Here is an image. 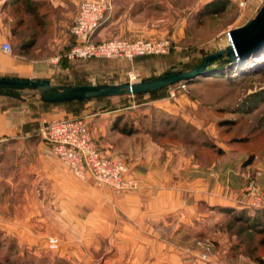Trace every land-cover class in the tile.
<instances>
[{"label":"rangeland","instance_id":"rangeland-1","mask_svg":"<svg viewBox=\"0 0 264 264\" xmlns=\"http://www.w3.org/2000/svg\"><path fill=\"white\" fill-rule=\"evenodd\" d=\"M153 1L134 12H113L103 37L169 38V52L133 60L73 61L74 84H119L191 70L223 48L229 30L254 17L264 0L246 7L227 0L216 13L202 11L211 0ZM224 58L185 81L184 88L179 81L140 94L53 104L68 105L67 117L87 116L96 147L128 166L125 177L137 182L134 188L99 184L91 174L72 172L43 131L47 122L59 118L38 120L27 137L0 141V264H260L264 47L222 66ZM36 90L22 92L38 97ZM37 105L40 116L52 107ZM103 116L109 122L105 127ZM210 168H237L240 184L233 186L234 172L212 176ZM216 179L222 188L210 190ZM101 190L113 197L149 192L166 199V221L159 222L166 235L150 239L154 254L151 243L147 252L136 254L127 246L128 238L111 245V239L88 236L97 230L75 228L77 209L86 216L95 207L88 198H98ZM213 191L223 203H213ZM51 239L57 247H51ZM146 239L140 237V245ZM112 248L116 252L107 251Z\"/></svg>","mask_w":264,"mask_h":264},{"label":"crops","instance_id":"crops-1","mask_svg":"<svg viewBox=\"0 0 264 264\" xmlns=\"http://www.w3.org/2000/svg\"><path fill=\"white\" fill-rule=\"evenodd\" d=\"M80 2L81 0H0V77L37 78L50 80L54 85L74 84L70 78L74 73L73 63L75 62L60 56L75 42L71 28ZM153 2V0H113L112 10L106 13L94 38L96 40L107 39L103 37L105 36L104 30L112 22L113 12H134ZM170 4L171 2L166 1V6H171ZM6 42L13 46V53L2 48ZM28 89L17 90L18 97L0 95V141L29 136V130L43 118L45 120L43 119L42 123L50 117L62 119V117H67L66 115H71L67 108L68 105L54 106L52 102L43 101L39 90H36L38 97L25 96L24 91H35V89ZM37 104L52 105V107L46 114L40 116L39 112L34 109L38 106ZM101 118L102 127L108 125V118L104 116ZM236 169L210 168V173L212 176H217L222 170H226L227 173L234 172L233 186L238 187L240 180ZM220 186L219 179H216L210 190L215 191ZM214 191L210 199L213 203H223L221 202L223 200L213 195ZM100 194L102 196L98 198H88V205L95 207H92L86 216L80 208L77 209L73 216L75 228L79 226L91 231L97 230V232L92 231L88 236H96L100 240L111 239L107 240L111 245L116 243L114 241H117V238H128L127 246H132L130 251L136 254L140 251L147 252L151 243L154 254V242L150 239L156 235L158 237L166 235L163 223H159L166 221V199L155 198L149 192L145 197L137 195L113 197L108 196L107 192L102 190ZM140 237L148 238L144 245H140ZM162 244L166 247L165 243ZM116 250L112 248L107 251L116 252ZM161 250L162 255L165 256L166 249L161 248Z\"/></svg>","mask_w":264,"mask_h":264},{"label":"built area","instance_id":"built-area-1","mask_svg":"<svg viewBox=\"0 0 264 264\" xmlns=\"http://www.w3.org/2000/svg\"><path fill=\"white\" fill-rule=\"evenodd\" d=\"M252 1L254 0H239V4L246 7ZM112 7L113 0H81L71 28L75 42L60 57L68 61L91 58L133 60L138 56L169 52V38L130 40L112 37L96 40V31ZM2 48L9 53L14 52L13 46L8 42L4 43ZM185 83L179 84V87L184 88ZM43 131L52 145L54 154L76 175L86 177L91 174L99 184L117 188L137 186L136 181L126 179L128 166L123 161L102 155L96 147L87 116L51 120L45 124ZM50 242L51 247H57L56 240L51 239Z\"/></svg>","mask_w":264,"mask_h":264},{"label":"water","instance_id":"water-1","mask_svg":"<svg viewBox=\"0 0 264 264\" xmlns=\"http://www.w3.org/2000/svg\"><path fill=\"white\" fill-rule=\"evenodd\" d=\"M264 47V1L254 17L228 32L227 44L218 51L206 55L203 62L188 71H177L153 79L119 84H71L54 85L50 80L37 78L0 77V95L18 97V89H38L45 102L59 103L75 100H89L122 94H140L179 81H189L204 73L210 63L222 59L231 64Z\"/></svg>","mask_w":264,"mask_h":264},{"label":"trees","instance_id":"trees-1","mask_svg":"<svg viewBox=\"0 0 264 264\" xmlns=\"http://www.w3.org/2000/svg\"><path fill=\"white\" fill-rule=\"evenodd\" d=\"M226 1L227 0H211V1L204 4L202 11L211 12V13L212 12H215V13L219 12L221 9H223L225 7ZM100 98H103V97H100ZM100 98H95V99H100ZM59 103H63V102H59ZM124 129L126 130L125 127L122 130L125 131ZM255 221L260 222L259 216L255 218ZM262 231H264V229ZM257 260L260 264H264V257L257 256Z\"/></svg>","mask_w":264,"mask_h":264},{"label":"bare ground","instance_id":"bare-ground-1","mask_svg":"<svg viewBox=\"0 0 264 264\" xmlns=\"http://www.w3.org/2000/svg\"><path fill=\"white\" fill-rule=\"evenodd\" d=\"M136 82H138V81H136Z\"/></svg>","mask_w":264,"mask_h":264}]
</instances>
